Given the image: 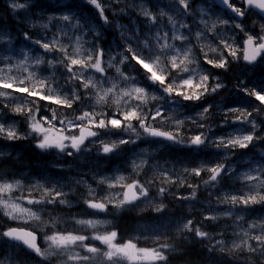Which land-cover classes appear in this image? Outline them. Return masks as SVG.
<instances>
[{
  "label": "snow or ice",
  "instance_id": "1",
  "mask_svg": "<svg viewBox=\"0 0 264 264\" xmlns=\"http://www.w3.org/2000/svg\"><path fill=\"white\" fill-rule=\"evenodd\" d=\"M121 2L84 0L95 10V24L78 16L73 11L75 5L67 4L59 15H49L47 23L32 25L44 29L43 34L34 36L25 31L23 43L17 38L18 48L7 32L0 31V115L7 110L23 117L27 126V132L22 133L15 121L0 119V139L31 138L42 152L54 150L74 158L92 151L105 158L121 156L124 146L139 147L138 141L178 145L195 152L213 148L219 159L194 161L196 166L153 163V152L140 148L139 152L132 150L131 158L123 157V170L112 175L93 174L95 187L83 178L72 183L85 188L82 202L94 215L107 213L109 206L117 212L138 208L140 212L151 209L163 214L167 208L163 201L172 186L191 189L176 199L194 201L199 188H219L227 178L239 187L228 192L219 188L216 204L228 205V209L205 214L203 220L234 216L243 222L237 225L240 230L234 231L237 239L230 244L215 239L191 218L175 223L171 236L167 229L173 224L169 222L151 229V235L142 232L121 240L111 221L75 216L71 221L79 228L68 230L60 227L57 217L45 220L42 216L43 206H72L69 193L64 191L68 185L51 180L25 185L22 179L5 176H0V215L17 225L30 226H9L0 231V237L16 242L43 264H169V254L178 250L177 244L169 241L187 240L188 234L198 242H207L210 254L219 252L236 260L238 254L245 253L248 260L264 258V217L249 222L243 214L255 205H264V80L250 87V81L237 77L233 91L254 99L247 100L250 107H229L225 101V107L219 108L223 119L218 125L205 121L219 104L201 105L195 116H177L180 109L188 107L186 102L201 101L226 87L210 69L227 73L233 62L240 61L245 71L264 65V0H213L209 7L214 11L196 10L198 23L192 0H173L169 8L174 15L163 9L153 12L141 0L132 6L139 8L147 30L116 23L122 43L113 51L102 46L103 32L112 23L106 10ZM11 7L22 9L26 4L13 0ZM124 12L125 8L119 9L120 14ZM116 14L113 11V16ZM177 16L189 17L193 23ZM249 17L255 18L251 27L245 23ZM64 110H71V114L65 115ZM187 122L202 131L186 134ZM216 127L232 130L214 135ZM250 147L261 151H238ZM250 154L252 160L243 169L224 162L234 156L243 160ZM202 173L207 178L201 183L189 182L190 177H201ZM36 206L41 208L34 211ZM89 229L91 235L86 234ZM38 231L44 233L45 247L37 243ZM141 239L150 240L151 246H138Z\"/></svg>",
  "mask_w": 264,
  "mask_h": 264
},
{
  "label": "rangeland",
  "instance_id": "2",
  "mask_svg": "<svg viewBox=\"0 0 264 264\" xmlns=\"http://www.w3.org/2000/svg\"><path fill=\"white\" fill-rule=\"evenodd\" d=\"M84 0H15L16 3L26 4L25 8L13 10L11 4L13 0H0V31L7 32L13 38V44L15 47H19L15 45V40L17 38H21L22 34L27 31L32 35L43 34L45 32L44 29L39 27H32V25H39L47 23V17L49 15H59L60 11L63 10L64 6L67 4H73L75 7L73 11L76 14L82 15L86 19H89L92 23H96L92 17L95 15V10L91 8V12H84L82 8L84 5ZM107 2V0H105ZM213 0H192V11L195 15V19L198 23L199 21V13L196 11L198 8L208 9L209 12L214 11V9L210 8ZM141 3V0H122L120 4H114L112 9L106 10V15L109 17L112 23L106 26L105 31L103 32L102 38V46L106 49L111 48L113 51H118L119 48L117 45L121 44L120 39V30L115 27L116 23L127 26L129 29H132L134 26H138L143 30H147L146 20L144 17L139 15V8L133 7L132 5H137ZM144 3L148 5L151 11L159 12L160 9H163L169 14L173 13L169 5L173 3V0H144ZM128 5V7H126ZM155 6V7H154ZM92 7V6H91ZM120 8H125V12L123 14L119 13ZM113 11L117 14L113 16ZM178 20H186L188 23L192 24L193 21L189 17L177 16ZM215 18L214 16L212 17ZM254 17H249L245 23L249 27L252 26V22ZM166 22V18H165ZM196 25L193 24V31H195ZM50 30H54L51 29ZM198 51V49H197ZM253 66H249L252 68ZM264 65H259L254 68V70L245 71V65L243 61L238 63L233 62L230 70L225 73L223 70H218V74L223 83L226 85L224 89H221L217 94H212L205 96L201 101L196 102H186L188 103V107L184 109H180L177 113L178 118H182L185 115L195 116L198 111L201 110V105L207 104H219V107L213 108L210 110L209 116L211 119L206 120L205 123H211L218 125L223 116L219 112V108L225 107V101H227V106H244L250 107L248 105V99L254 98H245L240 94L233 91L234 85L237 83V77L243 78L245 81H250V87L255 86L258 80H264V77H261V71L263 70ZM216 72V69H215ZM110 74L114 75V70H110ZM234 76V77H233ZM225 77V78H223ZM229 80H228V79ZM233 78V81H232ZM227 79V80H226ZM230 83H229V82ZM232 82V83H231ZM228 84V85H227ZM228 86V87H227ZM258 103V102H256ZM42 103V107H43ZM76 107V106H74ZM65 115H70L71 110H64ZM59 114V113H58ZM0 119L5 122L11 123L13 121L16 122L18 126V130L22 133L27 132V126L24 122V118L21 116L14 115L7 110L0 115ZM264 119V117H261ZM186 134L195 133L197 131H202V129H198L195 125L190 122L185 124ZM231 127H227L221 129L216 127L214 129V135H222L228 131H231ZM264 134V133H262ZM119 135V134H117ZM107 138V137H105ZM112 139L116 138V135L111 137ZM29 142L34 143L35 141L31 138L29 139H21V140H6L0 139V160L3 157H13L17 159L21 152L14 151V146L12 143H20V144H28ZM139 147L136 145H126L124 146V151L121 156H111V158H105L102 155H97L95 151H92L89 154L80 155L78 158L74 157H65L63 155H58L54 150L50 152H41L47 157L50 161L48 165L49 169L55 170V174L53 176H45V177H37L31 175L28 171L23 170V172L14 177L16 179H22L25 185H28L31 182L36 180H41L42 182L51 181H60V183L68 185V187L64 188L65 192L69 193L68 199L72 201V206L67 207L63 205H53V206H43L42 208V216L43 219L47 220L49 217H57L60 220V227L67 228L68 230L78 229L79 226L74 225L71 221V217H79V218H96L100 220H109L112 222L111 226H114L119 233V238L121 240H126L134 236H140L143 232L144 235H151V229L159 226L160 224H168L172 222L173 226L168 228L169 236L175 231V223L183 222L186 218H191L195 223L200 224L205 231H208L213 235L215 239H223L227 243H231L232 240L237 239L234 236V231L238 232L240 229L237 226L243 222L236 221L235 217H221L216 221H204L203 215L205 214H216V212H223L228 209V205H217L216 197L220 195L219 188H222L225 192L233 191L235 188L239 187L238 182H234L225 178L219 188L209 189L201 187L197 190V198L194 201L188 200H178L175 198L177 195H187L191 189L187 187L179 188L178 186H172L170 188L169 194L164 199V203L167 205V208L163 214H157L148 209L144 212H140L138 208L124 209L122 211L117 212L114 208L109 206L108 212L104 214H93V210L87 209V207L83 204L82 200L85 196V188L83 186H76L72 181L74 179L83 178L87 180L89 183H92L95 187V183L92 180L93 174H104V175H112L118 169L123 170L125 168V160L124 156H128L131 158L132 150L139 152L140 148H146L149 152H153L155 159L153 163H159L164 166H169L175 162H182L189 164V166H196L194 161H212L215 162L218 160V157L214 156L215 149L208 148L201 150L200 152L190 151L185 148H181L178 145H151L149 143H142L140 141L137 142ZM5 145V146H4ZM10 147V148H9ZM14 148V149H13ZM34 148V147H33ZM36 148V147H35ZM245 152H256L259 153L261 151L260 148L250 149L248 150H238ZM178 152V153H177ZM180 154V155H179ZM182 156V157H180ZM189 156V157H188ZM175 157V158H174ZM178 157V158H176ZM184 157V158H183ZM252 156L251 154L245 156L243 160H240L238 157H233L231 161H224L225 163H232L241 169L246 167L247 163L251 162ZM177 168L179 165L177 164ZM151 174V173H149ZM29 175V176H27ZM3 176V175H0ZM28 177V179H27ZM7 178V177H6ZM207 178V174L202 173L201 177H190L189 182L193 184H199L203 179ZM72 189H75L73 192ZM233 189V190H232ZM75 193V195H74ZM212 193V195H209ZM21 193H15V195H20ZM152 194L155 195V189H153ZM35 195V193H34ZM77 199H76V198ZM80 198V199H79ZM211 202V203H209ZM32 207V206H29ZM139 207L143 208L144 205L140 204ZM41 206L33 207V210L40 209ZM215 209L216 211H211ZM253 209V210H252ZM249 211L243 213L245 219L249 222L253 220H257L259 218L264 217V205H255ZM238 211V210H236ZM124 214H130L126 216ZM162 216V219H157V217ZM129 220V221H127ZM132 220V222L130 221ZM121 223V226L124 228L127 222H131L126 228V234L122 231H119L117 228ZM9 226H23L29 227L30 225L19 224L16 222L8 220L6 217L0 215V231H4ZM34 227V225H32ZM111 226H108L109 229ZM130 226V227H129ZM244 227H247L244 224ZM129 229V230H128ZM103 230V229H102ZM92 230H87L86 234L91 235ZM40 234L42 243L43 240V232H37ZM219 234V235H218ZM191 241V242H190ZM169 242H174L177 245V252L169 254V264H175L176 261L174 258L177 256L183 255L186 253V248L193 246L195 248H208L207 242H198L193 239L190 234H188V239L185 240L183 238L170 240ZM98 243V242H93ZM138 246H151L150 240L141 239L139 241ZM179 246V247H178ZM45 247V244L44 246ZM209 261L207 264H218L217 257L220 256L221 253H209ZM239 260L232 259L231 264H264V258L253 257L251 260L246 259L247 254H238ZM24 256V253L17 246L11 245L3 237H0V261H3V264H41V263H28ZM213 260V261H212Z\"/></svg>",
  "mask_w": 264,
  "mask_h": 264
},
{
  "label": "trees",
  "instance_id": "3",
  "mask_svg": "<svg viewBox=\"0 0 264 264\" xmlns=\"http://www.w3.org/2000/svg\"><path fill=\"white\" fill-rule=\"evenodd\" d=\"M84 5L85 6L82 8V10L84 12H91V8H92L91 5H87L86 3H84ZM205 67L210 69V66L205 65ZM218 73L219 72L217 69L216 72L215 69H210V74L219 75ZM260 73H261V77H264V67ZM12 145L15 148L14 151L21 152V155L17 159H14L13 157H3L1 159L0 174H2L3 176L5 175V177L7 178H14L20 175L23 172V170H26L31 175L37 177H45L47 175L55 173V171H52L51 169L48 168L47 157H45L39 149L35 148L34 143L32 142H29L28 144L12 143ZM15 172L16 174H14ZM124 215L125 217L126 216L130 217V214H124ZM130 221L132 222V220ZM131 222L126 223L127 225L125 224V226L128 227V225H130ZM117 228L119 229V231H122L124 235L126 234L127 232L126 228L125 227L123 228L120 222ZM207 254L208 251L206 247H204L203 249L202 248L198 249L193 246H190L189 248H186V253L177 256L176 258H174V260L176 261L175 264H207L210 259L209 254L208 255ZM232 259H233L232 256H227L224 254H220V256L217 257V261L219 262L218 264H231Z\"/></svg>",
  "mask_w": 264,
  "mask_h": 264
},
{
  "label": "bare ground",
  "instance_id": "4",
  "mask_svg": "<svg viewBox=\"0 0 264 264\" xmlns=\"http://www.w3.org/2000/svg\"><path fill=\"white\" fill-rule=\"evenodd\" d=\"M223 78H225V77H223ZM228 79V78H227ZM226 79V80H227ZM229 80V79H228ZM233 81V80H232ZM224 82V81H223ZM229 82V81H228ZM230 83V82H229ZM232 83V82H231ZM228 85V84H227ZM228 87V86H227ZM5 146V145H4ZM10 148V147H9ZM2 148H0V150H1ZM14 149V148H13ZM17 150V149H16ZM20 150V149H19ZM178 153V152H177ZM180 155V154H179ZM180 157H182V156H180ZM189 157V156H188ZM175 158V157H174ZM176 158H178V157H176ZM184 158V157H183ZM1 161V160H0ZM11 161V160H10ZM13 161V160H12ZM4 162V161H3ZM5 162H7V161H5ZM6 164V163H5ZM7 166V165H6ZM10 166V165H9ZM13 167V166H12ZM11 170V169H10ZM7 172V171H6ZM8 173V172H7ZM12 173V172H11ZM10 174V173H9ZM14 174H16V172L14 173ZM0 175H2V174H0ZM5 176V175H4ZM14 176V175H13ZM27 176H29V175H27ZM27 179H28V177H27ZM233 190V189H232ZM74 195H75V193H74ZM76 198V197H75ZM77 199V198H76ZM80 199V198H79ZM253 210V209H252ZM262 217V216H261ZM127 221H129V220H127ZM128 223V222H127ZM132 224V223H131ZM127 225V224H126ZM125 227V226H124ZM130 227V226H129ZM129 230V229H128ZM191 242V241H190ZM178 245V244H177ZM179 247V246H178ZM203 249V248H202ZM207 249V248H206ZM201 252V251H200ZM199 252V253H200ZM208 255V254H207ZM203 256V255H202ZM21 257H24V256H21ZM213 261V260H212Z\"/></svg>",
  "mask_w": 264,
  "mask_h": 264
},
{
  "label": "water",
  "instance_id": "5",
  "mask_svg": "<svg viewBox=\"0 0 264 264\" xmlns=\"http://www.w3.org/2000/svg\"><path fill=\"white\" fill-rule=\"evenodd\" d=\"M37 243H38V240H37Z\"/></svg>",
  "mask_w": 264,
  "mask_h": 264
},
{
  "label": "flooded vegetation",
  "instance_id": "6",
  "mask_svg": "<svg viewBox=\"0 0 264 264\" xmlns=\"http://www.w3.org/2000/svg\"><path fill=\"white\" fill-rule=\"evenodd\" d=\"M26 261H27V259H26Z\"/></svg>",
  "mask_w": 264,
  "mask_h": 264
}]
</instances>
